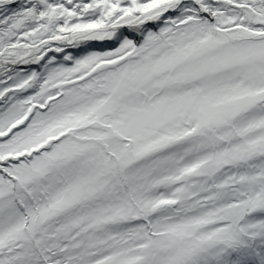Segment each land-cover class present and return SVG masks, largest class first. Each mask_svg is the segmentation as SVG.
Here are the masks:
<instances>
[{
    "label": "snow or ice",
    "instance_id": "1",
    "mask_svg": "<svg viewBox=\"0 0 264 264\" xmlns=\"http://www.w3.org/2000/svg\"><path fill=\"white\" fill-rule=\"evenodd\" d=\"M0 264H264V0H0Z\"/></svg>",
    "mask_w": 264,
    "mask_h": 264
}]
</instances>
